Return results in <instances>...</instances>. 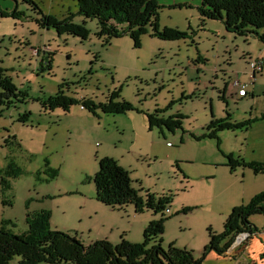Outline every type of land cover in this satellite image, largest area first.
Masks as SVG:
<instances>
[{"label": "rangeland", "instance_id": "1", "mask_svg": "<svg viewBox=\"0 0 264 264\" xmlns=\"http://www.w3.org/2000/svg\"><path fill=\"white\" fill-rule=\"evenodd\" d=\"M28 1L37 10L21 0H0L1 12L20 15L0 17V72L26 95L0 108V170L12 162L22 171L0 197V226L10 222L6 228L23 236L27 221L43 212L50 232L85 247L101 241L142 244L146 228L160 216L136 212L133 205L111 210L95 200L91 179L107 159L127 173L143 203L170 199L156 241L163 251L185 250L201 264H261L264 217L249 220L258 234L236 238L231 255L204 250L223 233L234 210L264 193V175L247 166L264 162V43L227 33L223 16L202 24L194 0H154L158 32L184 37L164 41L148 27L137 45L128 37L107 45L96 21L79 16L73 0ZM43 16L83 25L87 37L44 29ZM259 60L263 70L250 85L249 63ZM236 77L247 85L246 96L221 100ZM59 90L76 102L67 112L42 106ZM113 94L133 111L104 114L80 104L106 105ZM227 115L231 123L250 127L219 133V143L205 137L210 122ZM147 116L172 119L180 127L150 130ZM45 161L58 171L56 179L43 174Z\"/></svg>", "mask_w": 264, "mask_h": 264}, {"label": "trees", "instance_id": "2", "mask_svg": "<svg viewBox=\"0 0 264 264\" xmlns=\"http://www.w3.org/2000/svg\"><path fill=\"white\" fill-rule=\"evenodd\" d=\"M16 1V0H13ZM25 4L35 5L28 0H21ZM77 5L78 15L84 19L95 20L100 36L106 39L107 45L111 40L128 37L137 45L146 29H152V35L164 41L183 38L184 35L175 31L164 30L158 32V10L154 0H73ZM180 8V6H178ZM203 24L205 21H220L227 33L236 37L246 38L254 36L264 43V0H201V6L197 9ZM39 15L41 13L39 12ZM20 16L17 12L5 13L0 11L1 18ZM70 19V18H69ZM39 21H36L38 24ZM44 29L53 28L58 34H65L84 40L87 37L86 30L73 26L70 20L57 22L50 17H42L40 21ZM49 68V65H47ZM0 108H10L14 101L24 99L11 84L8 78L0 72ZM225 89L221 100H224ZM119 97L113 94L108 98L106 105L95 106L91 101L80 102L83 109L93 111L99 108L104 114L123 115L133 111V108L125 102H115ZM76 102L67 98L62 90L56 96L42 103L49 111L61 109L67 112L68 108ZM180 119V117H177ZM264 119V116L262 117ZM152 126L162 125L170 132L180 127V122L154 121L147 116ZM25 122L24 120H21ZM250 122L235 125L230 122V116L218 121H211L207 127L210 139L218 143V134L228 131L247 130ZM232 162L229 164L231 168ZM256 174L264 175V163H252L247 165ZM44 175L51 180L56 179L58 171L49 168L45 161ZM22 171L14 164L9 163L0 170V197L11 189V182L17 180ZM40 180V173L37 174ZM90 180V179H88ZM95 187V200L111 210L121 209L133 205L136 212L151 211L153 216L160 219L152 221L145 230L142 244H130L120 241L112 246L106 241L95 242L85 247L79 240L67 234L52 233L49 231V217L45 213L35 215L28 220V231L23 236H14L6 227L10 222H2L0 226V264H201L185 250L169 248L163 251L156 241L163 232V214L170 206V199L162 198L157 203L151 198L143 203L138 193L130 188L127 173L112 160H103L98 165V172L91 179ZM3 205H9L2 201ZM252 217H264V193L255 196L251 202L232 212L229 220L224 225L223 233L217 238H211L208 248L204 253L213 252L223 257L233 245L235 239L241 235H247L249 240L258 234V230L249 222ZM12 226V225H11ZM152 244L150 248L148 245ZM264 257V256H263Z\"/></svg>", "mask_w": 264, "mask_h": 264}, {"label": "built area", "instance_id": "3", "mask_svg": "<svg viewBox=\"0 0 264 264\" xmlns=\"http://www.w3.org/2000/svg\"><path fill=\"white\" fill-rule=\"evenodd\" d=\"M259 63H254V62L249 63V69L251 71L250 85H252L255 82L257 74L262 72L261 63L260 64ZM230 88L234 96L236 95L239 98H243L246 96L245 91H246L247 85L241 84L237 77L231 83Z\"/></svg>", "mask_w": 264, "mask_h": 264}, {"label": "crops", "instance_id": "4", "mask_svg": "<svg viewBox=\"0 0 264 264\" xmlns=\"http://www.w3.org/2000/svg\"><path fill=\"white\" fill-rule=\"evenodd\" d=\"M183 1V3H186L188 0H182ZM192 3L195 5V6H197V7H200L201 6V0H194V1H192ZM260 61V63H261V66L263 67V64H262V61L261 60H259ZM263 70V69H262ZM238 78V77H237ZM239 79V78H238ZM255 83V82H254ZM230 82L228 83V85L225 87V93H224V97L225 98H232V97H234V95H233V93H232V91H231V88H230ZM262 117L264 116V115H261ZM261 120H264V119H261ZM258 163H264V162H258ZM233 247L234 246H232V248H230L229 250H228V252H227V254L228 255H231L232 253H231V250L233 249ZM261 264H264V261L263 262H261Z\"/></svg>", "mask_w": 264, "mask_h": 264}, {"label": "flooded vegetation", "instance_id": "5", "mask_svg": "<svg viewBox=\"0 0 264 264\" xmlns=\"http://www.w3.org/2000/svg\"><path fill=\"white\" fill-rule=\"evenodd\" d=\"M244 236H246V237H247V235H241L240 237H239V236H238V237H239V238H244Z\"/></svg>", "mask_w": 264, "mask_h": 264}, {"label": "water", "instance_id": "6", "mask_svg": "<svg viewBox=\"0 0 264 264\" xmlns=\"http://www.w3.org/2000/svg\"><path fill=\"white\" fill-rule=\"evenodd\" d=\"M240 237V236H239ZM239 237H237V239L236 240H239ZM246 236H244V238H245Z\"/></svg>", "mask_w": 264, "mask_h": 264}]
</instances>
